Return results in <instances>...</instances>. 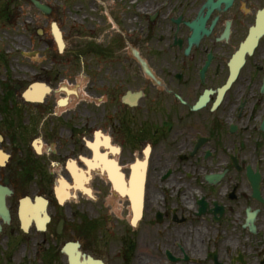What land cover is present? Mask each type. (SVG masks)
<instances>
[{
	"label": "flooded vegetation",
	"instance_id": "1",
	"mask_svg": "<svg viewBox=\"0 0 264 264\" xmlns=\"http://www.w3.org/2000/svg\"><path fill=\"white\" fill-rule=\"evenodd\" d=\"M7 1L0 264H264V0Z\"/></svg>",
	"mask_w": 264,
	"mask_h": 264
},
{
	"label": "rangeland",
	"instance_id": "2",
	"mask_svg": "<svg viewBox=\"0 0 264 264\" xmlns=\"http://www.w3.org/2000/svg\"><path fill=\"white\" fill-rule=\"evenodd\" d=\"M8 1L7 0H3L1 3H0V9L2 7V5L4 3H7ZM8 5V8H9V12L10 13H15V12H18L17 11V6H20V5H23L24 8H27L28 6L26 4H22V1H14V2H10ZM2 29L3 27H0V34L4 35L2 32ZM6 234H7V229L5 228V230L0 234V247H2L3 249H5V245H6V241H5V237H6ZM3 249L0 248V253H3Z\"/></svg>",
	"mask_w": 264,
	"mask_h": 264
},
{
	"label": "water",
	"instance_id": "3",
	"mask_svg": "<svg viewBox=\"0 0 264 264\" xmlns=\"http://www.w3.org/2000/svg\"><path fill=\"white\" fill-rule=\"evenodd\" d=\"M41 6H42V5H41ZM57 37H58V38H61L60 35H58V34H57ZM4 202H5L4 199H2V197H0V205H3V208H5V207H4V204H5ZM3 215H4V213H3Z\"/></svg>",
	"mask_w": 264,
	"mask_h": 264
}]
</instances>
